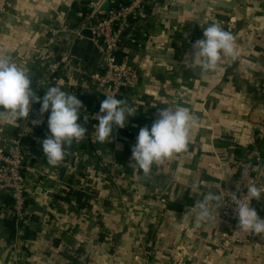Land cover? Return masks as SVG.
<instances>
[{
    "label": "crops",
    "instance_id": "crops-1",
    "mask_svg": "<svg viewBox=\"0 0 264 264\" xmlns=\"http://www.w3.org/2000/svg\"><path fill=\"white\" fill-rule=\"evenodd\" d=\"M99 1L7 0L0 15V57L8 56L27 70L32 89L42 98L47 89L44 73L57 62L52 54L60 33L52 30L79 28L77 19L86 22L90 12L106 11L100 8L105 0ZM175 1L186 9L153 0L129 21L121 42L124 62L139 74L138 85L120 90L116 97L133 109L122 128L132 136L118 127L109 140L98 142L95 114H100L106 95L78 85L79 74L71 87L56 79L62 90L91 97V106L83 107L77 121L86 134L66 147V160L56 166L47 163L41 138L26 148L32 160L26 173L34 201L27 203L33 220L24 228L32 234L25 238L24 229L20 234L9 226L14 235L8 240L3 220L11 217L10 204L4 200L8 197H0V264H264V234L224 251L219 242L226 227L218 218V205L210 204L216 217L210 227L201 226L197 207L207 193L224 198L250 179L264 188V0H244L245 17L236 13L228 31L240 55L235 60L222 57L215 71L189 66L186 58L191 61L193 43L203 38L207 25L222 24L218 0ZM70 35L65 34L67 41ZM165 55H171L176 66L168 64ZM67 58L73 78L78 60ZM177 105L189 108L197 123L185 151L153 165L150 173L169 179L170 185L163 192H150L139 179L142 172L131 152L123 150L135 145L139 130L150 128L160 110ZM40 107L33 103L28 118L14 123L0 117V136L32 128L46 137L49 113L41 115ZM33 120L40 123L33 125ZM78 172L85 174L81 190H98L89 206H79L72 195L61 198L63 189L77 185ZM259 203L264 206V194Z\"/></svg>",
    "mask_w": 264,
    "mask_h": 264
},
{
    "label": "clouds",
    "instance_id": "clouds-1",
    "mask_svg": "<svg viewBox=\"0 0 264 264\" xmlns=\"http://www.w3.org/2000/svg\"><path fill=\"white\" fill-rule=\"evenodd\" d=\"M194 55L186 63L198 66L202 71H215L222 57L233 60L240 55L233 35L220 24L211 23L204 28L203 38L193 43ZM32 76L10 57H0V117L11 122L27 119L33 103H40V113H49V134L42 139V151L47 163L52 166L60 164L65 157L66 147L74 141H81L86 129L79 124L83 109L81 100L59 86H49L43 97L36 95L31 87ZM100 115L95 117L94 138L103 143L114 134V128H123L133 116V109L121 99L106 96L100 103ZM38 125L37 120L32 121ZM197 117L189 108L177 105L174 109L165 108L159 111L158 118L151 127H142L131 148V160L148 175L154 164H159L176 154L186 150L192 127ZM245 174H247L245 172ZM264 188L255 184L247 187V195L243 199L233 196L239 229L255 235L264 234V218H262L250 201L259 200ZM224 198L219 193H207L198 203V215L201 226L210 227V221L216 219L210 211V204L216 203L218 208ZM191 211V210H190ZM192 214V213H191Z\"/></svg>",
    "mask_w": 264,
    "mask_h": 264
},
{
    "label": "built area",
    "instance_id": "built-area-1",
    "mask_svg": "<svg viewBox=\"0 0 264 264\" xmlns=\"http://www.w3.org/2000/svg\"><path fill=\"white\" fill-rule=\"evenodd\" d=\"M109 1L113 2L116 0ZM6 4L7 0H0V15L5 12ZM152 4L153 0H129L128 5L110 8L103 12L100 10V13H95V10L92 13L90 12L88 18H86L90 23V28L94 35L93 41L98 47V55L92 67H86L80 61L75 63L77 68L73 69L78 71L81 76L78 85L93 88L104 93L106 96L110 95L114 97H117L120 93V88L132 90L138 85L139 74L137 69L125 63L123 56H121L122 61L119 65L115 63V58L116 56H120L117 54V51L122 48L121 42L123 41L124 34L129 29V21ZM83 23L79 28H71L68 25H64L60 30H52V33H60L54 41L59 48L52 54L54 60L57 59V62L52 68L46 69V73L43 76V83L47 88L52 86L56 79L71 87L70 60L67 58L71 56L65 42L67 41L65 34L72 33L76 35ZM102 44L105 45V48L100 47ZM55 86L59 85L56 84ZM71 94H74V92ZM33 135L34 130L29 128L15 136L11 134V137L8 138L0 136V197L6 196L10 199L9 214L20 234L29 221V217L27 216L29 206L27 203L31 197L28 188L29 178L26 173L28 166L25 158L26 144L23 139ZM250 184H255L262 188V185L257 180L250 179L239 190L224 197L219 207L218 218L226 227V232L221 235L219 242V247L224 251L237 245L246 244L261 235L240 230L235 212V203L232 195L243 199L247 195V187ZM69 187L81 189L82 182L80 185L77 184ZM250 204L256 207L259 210L258 214L264 218V206L259 203V200L250 201Z\"/></svg>",
    "mask_w": 264,
    "mask_h": 264
},
{
    "label": "water",
    "instance_id": "water-1",
    "mask_svg": "<svg viewBox=\"0 0 264 264\" xmlns=\"http://www.w3.org/2000/svg\"><path fill=\"white\" fill-rule=\"evenodd\" d=\"M93 4H99V0H86ZM161 3H165L166 5L170 7H174L176 9H179L182 11V9H186L183 7L182 4L177 3L175 0H159ZM247 1L244 0H228V1H216V4L222 8V12L219 15V20L222 23L221 26L226 30L229 31L232 28V19L236 17V13H239L243 17L246 15L245 6L244 3ZM109 0H105L101 3L100 8L103 10H108L111 8ZM236 4H239V6H236ZM78 25H81L83 23V18L77 19ZM93 33L90 28V23L88 21L84 22L81 26L79 32L75 35L72 34L68 38L67 41V49L69 51L70 56L74 60H78L84 64H86V67H92L95 59L98 55V47L93 41ZM101 48H105V45L102 44L100 46ZM168 64H171L173 66H176V61L172 59L171 55H165L163 58ZM122 61L121 56H116L115 63L119 65ZM73 63H70L72 65ZM74 68L76 69L77 66L74 65ZM78 71L73 72V78L71 83H75V78L78 76ZM120 90H123L120 88ZM129 90V89H128ZM100 114H95V117H97ZM65 172V169L62 168L59 174V177L62 178L63 174ZM139 179L145 183L146 186L149 187L150 192H154L155 189H157L159 192H163L166 187L170 185V180L167 178L160 177L158 175H152L149 173L148 175H145L143 172L139 175ZM150 182H153L154 184H157L156 186H150ZM160 186V187H158ZM160 188V189H159ZM33 198L29 199V203L33 204ZM38 218H35V221H37ZM14 226V222H11L10 228ZM39 231V230H38ZM24 232L26 234H32V231L24 228ZM33 239V235H30Z\"/></svg>",
    "mask_w": 264,
    "mask_h": 264
},
{
    "label": "trees",
    "instance_id": "trees-1",
    "mask_svg": "<svg viewBox=\"0 0 264 264\" xmlns=\"http://www.w3.org/2000/svg\"><path fill=\"white\" fill-rule=\"evenodd\" d=\"M129 4V0H116V1H113L112 3H111V8H118L119 6H121V5H128ZM89 13V9H85L84 11H83V17L84 16H86L87 14ZM134 20V19H133ZM132 20V21H133ZM59 48V46L57 45L56 46V50ZM117 54L118 55H120V56H122V54H123V52H121V51H117ZM56 82H57V80H56ZM55 82V83H56ZM56 84H58V82L56 83ZM75 95L77 96V98L79 99V100H81V102H82V105H83V107L85 108V109H88L90 106H91V97L90 96H85V95H81L80 93H79V91H76L75 92ZM97 123H98V121H97ZM119 130H120V132L122 133V134H125V135H127V136H132V134L131 133H129L127 130H125V129H122V128H119ZM35 132H34V135L33 136H28V137H25V139H23L24 140V142H25V144H26V148H28V146H30V145H34V142H35V139L34 138H41V139H43V138H46L45 137V134L43 133V132H41L40 130H38V129H36V130H34ZM14 136L15 135H17L18 134V132L17 131H13V133H12ZM124 152H126V153H130L131 152V149L129 148V147H125L124 148V150H123ZM25 158H26V160H27V163H32V160L30 159H28L27 157H26V155H25ZM66 160V157H64V161ZM138 171L139 172H143L141 169H139V167H138ZM76 176H78V177H76L75 178V182L77 183V184H79L80 182H82V180H83V178L85 177V174H83L82 172H78L77 174H76ZM73 177H74V175L73 176H70L69 177V184L71 183V182H73ZM69 186V185H68ZM62 192L63 193H65V195H63L61 198H66L67 197V195H72L73 197H74V199H75V201L79 204V206H81V207H84V206H89V202H88V200L90 199V198H94V197H96L97 195H98V190L97 189H94V188H87V189H85V190H81V189H71L70 187H67V188H65V189H63L62 190ZM9 199V198H8ZM7 198H5L4 200H5V202H7L8 204H10V199L8 200ZM256 208V207H255ZM256 210H257V212L259 211L257 208H256ZM28 217H29V219L32 221L33 220V217H32V215H30V213H28V215H27ZM11 222H12V218L10 217H8V218H5L4 220H3V223H4V226L6 227V230H7V234H8V240H11V238L13 237V235H14V230H10L9 229V226L11 225ZM104 235V233L103 232H100V239H102L103 236ZM23 237H27V234L23 231V235H22ZM146 248L148 249L149 248V246H146Z\"/></svg>",
    "mask_w": 264,
    "mask_h": 264
},
{
    "label": "flooded vegetation",
    "instance_id": "flooded-vegetation-1",
    "mask_svg": "<svg viewBox=\"0 0 264 264\" xmlns=\"http://www.w3.org/2000/svg\"><path fill=\"white\" fill-rule=\"evenodd\" d=\"M86 65V64H85Z\"/></svg>",
    "mask_w": 264,
    "mask_h": 264
}]
</instances>
